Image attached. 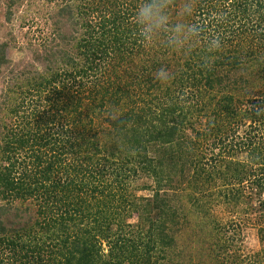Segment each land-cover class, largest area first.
<instances>
[{
  "label": "trees",
  "instance_id": "trees-1",
  "mask_svg": "<svg viewBox=\"0 0 264 264\" xmlns=\"http://www.w3.org/2000/svg\"><path fill=\"white\" fill-rule=\"evenodd\" d=\"M38 13L46 64L13 80L4 103L21 120L0 122V264H191L200 247L242 264L213 212L264 220V0H43Z\"/></svg>",
  "mask_w": 264,
  "mask_h": 264
},
{
  "label": "rangeland",
  "instance_id": "rangeland-1",
  "mask_svg": "<svg viewBox=\"0 0 264 264\" xmlns=\"http://www.w3.org/2000/svg\"><path fill=\"white\" fill-rule=\"evenodd\" d=\"M42 1L36 0L33 4H28V0H24L21 4H15L12 8L13 13L9 15L7 0H0V41L7 42L6 54L9 59L0 75V122L2 124L3 122L8 123V126H17L16 124L21 120L18 119L20 116L8 115L10 110L8 105L10 104L4 102H7L5 98L9 95L10 87L20 82H23L21 84L24 85L26 83L23 80L25 75L37 69L41 70L46 64V62H41L39 54L43 53V42L50 40L52 32L50 24L45 21L46 15L43 17L42 14L38 13ZM15 89H17V94L21 95L22 88L15 87ZM29 111L30 108L27 109L25 114H29ZM23 114L22 112L21 115ZM243 129L244 127L240 130L241 134H244ZM240 157L246 158L244 154H241ZM151 181L150 178L147 180L148 183ZM138 183L135 185H138ZM134 190L135 194L138 195L152 194V191L148 189L140 190L136 188ZM255 202H257V199H255ZM213 213L216 218L225 222L222 225V228L225 226V230H222L223 237L226 240L232 239L233 246L226 254L229 260H234V262L241 260L242 264H264V240H261L260 231V228H263L262 232L264 233V220H259L260 217L257 213L251 214V212L241 213L239 214L241 216H239V212L235 211L233 213L231 209L228 210L224 206L217 207ZM233 217L236 218V221L232 219ZM136 219L134 218V220ZM230 220H233L232 224H230ZM213 232L214 230L211 232L210 228L207 227L206 238H210ZM212 236L214 238V235ZM221 240L223 241V239ZM104 247L107 248L105 243ZM200 249L203 253L195 255L190 263L213 264L208 249L205 250L201 247Z\"/></svg>",
  "mask_w": 264,
  "mask_h": 264
}]
</instances>
